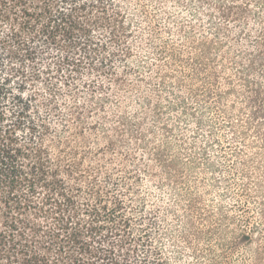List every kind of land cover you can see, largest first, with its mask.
I'll list each match as a JSON object with an SVG mask.
<instances>
[{
    "label": "trees",
    "instance_id": "obj_1",
    "mask_svg": "<svg viewBox=\"0 0 264 264\" xmlns=\"http://www.w3.org/2000/svg\"><path fill=\"white\" fill-rule=\"evenodd\" d=\"M104 4L105 0H0V26H6L0 37V264H132L135 255L137 264H167L171 259L170 264L258 262L264 254V210H257L259 221L250 220L249 175L243 173L240 159L245 143L236 122L255 131L264 143V24L235 36L214 27V39L199 43L203 55L187 61L192 67L189 86L157 73L153 95L138 96L136 108L143 111L123 115L117 121L119 127L111 124L102 134L104 152L125 147L127 138L147 143L144 132L151 135L150 157L138 170L148 173L147 177L155 170L162 174L156 185L158 197L152 200L160 204L157 211H147L149 199L136 195V209L149 223L135 232L130 217L122 215L121 198H108L95 185L81 193L82 179L74 174L82 161L79 152L74 149L67 160L64 149L58 148L70 146L69 112L61 113L49 106L51 99H44L48 109L40 113L39 96L23 74L26 64L31 77L37 76L44 47L62 51L54 67L61 77L64 69L71 70L64 73L67 82L85 58L94 69L104 60L111 66L118 51L123 57L130 55L122 14L112 9L108 18ZM241 11L228 5L221 14L232 18ZM96 29L105 30L104 42L93 35ZM108 44L116 45L117 51L105 56ZM98 48L101 51L96 53ZM169 55L177 59L174 53ZM219 60L228 61L233 75L243 82L241 111L246 116L239 121L216 104L221 97L219 77L209 61ZM121 79L115 77L114 82ZM226 80L231 84V77ZM193 81H200L202 89ZM93 84L91 80L87 85ZM230 90L234 91L232 86ZM71 114L76 121H84L82 112L72 109ZM78 126L71 134L85 147V127ZM47 136L54 142L45 143ZM51 147L58 149L54 156ZM212 194L210 202L201 206L203 197ZM232 210L238 214L230 215ZM155 219L170 232L177 229L175 238L170 237L175 240L172 256L163 257L160 245L150 243ZM149 246L152 249L146 253Z\"/></svg>",
    "mask_w": 264,
    "mask_h": 264
},
{
    "label": "rangeland",
    "instance_id": "obj_2",
    "mask_svg": "<svg viewBox=\"0 0 264 264\" xmlns=\"http://www.w3.org/2000/svg\"><path fill=\"white\" fill-rule=\"evenodd\" d=\"M72 1L92 3L95 0ZM104 5L108 7L106 14L108 18L112 17V9L122 14V20L126 26L124 43L130 47V55L123 57L118 51L111 61V66L105 65L104 60L102 63L100 61L102 67L96 64L94 69L88 65L85 58L82 68L78 73L72 74L73 77L67 82L64 81V73L71 70L64 69L60 72L63 73L61 77L60 74L55 73L54 67L62 51L57 47H44L40 48L36 67L37 76L31 77V68L26 64L23 67V74L30 82V89L39 96L40 113L48 109L45 108L44 99H51L53 104L49 106H55L61 113L69 112L67 114L70 146L60 145L58 148L64 149L67 158L74 149L79 152L78 155L82 161L74 174H79L82 179L81 193H84L89 185H95L108 198H113L115 195L121 198L124 203L122 215L130 217V227L132 226L133 231L137 232V229L144 223L147 225L149 221L148 218L145 219L141 211L136 209V195L140 197L144 195L149 199L147 211H153V209L157 211V205L160 204V201L154 204L152 200L158 197V193L155 194L158 190L156 185L161 181L162 174L154 169L153 174L147 177L148 173H144L142 169L138 170L150 157L148 149L150 144L152 149L151 135L144 132V140L147 143L137 144L127 138L125 147L104 152L100 140L102 134L110 128L111 124L116 123L115 125L119 127L121 123L117 121L124 117L123 115L132 116L135 110L143 111V108H136L138 96L153 95L151 86L154 82L153 77L157 73L161 77L166 75L168 79H173L172 81H179L182 85L189 86L191 81L188 75L192 72V67L187 64V61L191 57L196 59L203 55V47H200L199 43L201 41L209 43L214 39V27L221 28L225 33L233 36L256 31L264 24V0H105ZM228 5H233V8L239 6L242 11L232 18H225L221 11ZM63 6H71V3H64ZM3 31H6L5 25L0 26V37ZM93 35L100 37L103 42L106 40L105 30L96 29ZM108 47V51L104 53L105 56H108V52L117 49V46L113 44H108ZM98 51L101 49L98 48L96 53ZM170 53H174L177 59H173ZM183 60L185 61L182 62ZM209 63L213 73H217L219 77L217 91L220 92L221 97L216 98V104L222 109L231 111L233 121H239L246 116L241 111L244 107L241 98L244 90L243 82L233 75L234 71L228 61H209ZM208 75L211 77L210 73ZM115 77H122L121 83L114 82ZM227 77H231V84L227 83ZM91 80L94 84L89 87L87 84ZM193 85L199 90L202 89L200 81H193ZM230 86L234 91L230 90ZM228 91L230 93H226ZM198 97H204L201 91ZM72 109L82 112L83 122L76 121L71 114ZM236 123V129L245 143L240 152V159L244 162L243 173L249 175L246 183L249 200L252 203L249 206L253 212L250 220L259 221L257 210L260 207L264 210V143L255 131H248L238 122ZM78 125L85 127L87 138L85 147L81 145V139L75 142L73 140L75 136L71 134L80 129ZM261 129L264 131V122L261 124ZM47 134L49 133L45 136ZM50 137L47 136L45 143L54 142ZM51 150L53 156L58 152V149L55 150L53 147ZM137 176L139 179H135ZM212 177L215 176L212 175ZM75 181L74 178L72 183ZM223 184L222 182L220 185ZM81 193L79 194L82 198ZM213 194L203 197L205 201L201 206L210 202L208 198H212ZM229 214L237 215L238 211L232 210ZM153 215L157 214L153 213ZM168 219H172V216ZM155 221L150 230L152 235L149 239L150 243L152 240L153 245H160L161 248L158 249L163 257L172 256L171 250L175 249L171 248L175 244L172 238H175L173 234L176 235L177 229L170 232L162 223L157 222L156 219ZM196 224L201 225L198 220ZM262 240L264 243V237ZM179 243L184 242L181 240ZM149 249L152 247L149 246L146 253H149ZM135 256L132 257V264L138 263ZM261 258L256 263L247 259V264H264V254ZM169 262L172 263V259Z\"/></svg>",
    "mask_w": 264,
    "mask_h": 264
}]
</instances>
